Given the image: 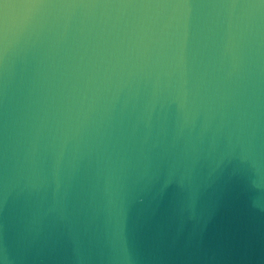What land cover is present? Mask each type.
Listing matches in <instances>:
<instances>
[{"label": "clouds", "instance_id": "9594fccd", "mask_svg": "<svg viewBox=\"0 0 264 264\" xmlns=\"http://www.w3.org/2000/svg\"><path fill=\"white\" fill-rule=\"evenodd\" d=\"M0 99V264H141L161 174L181 212L225 157L264 183V3L0 0Z\"/></svg>", "mask_w": 264, "mask_h": 264}, {"label": "water", "instance_id": "95a60500", "mask_svg": "<svg viewBox=\"0 0 264 264\" xmlns=\"http://www.w3.org/2000/svg\"><path fill=\"white\" fill-rule=\"evenodd\" d=\"M3 132L0 99V142ZM213 169L190 209L180 211L186 178L169 172L129 213L125 231L141 264H264V183L247 180L249 166L236 156L225 157ZM61 255L45 253L37 264H58Z\"/></svg>", "mask_w": 264, "mask_h": 264}]
</instances>
